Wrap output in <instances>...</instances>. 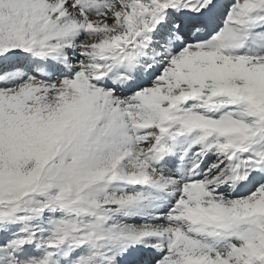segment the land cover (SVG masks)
Segmentation results:
<instances>
[{
	"label": "snow or ice",
	"instance_id": "6c2138e0",
	"mask_svg": "<svg viewBox=\"0 0 264 264\" xmlns=\"http://www.w3.org/2000/svg\"><path fill=\"white\" fill-rule=\"evenodd\" d=\"M0 264H264V0H0Z\"/></svg>",
	"mask_w": 264,
	"mask_h": 264
}]
</instances>
